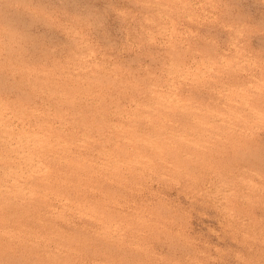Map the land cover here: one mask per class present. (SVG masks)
Returning <instances> with one entry per match:
<instances>
[{
  "label": "rangeland",
  "instance_id": "rangeland-1",
  "mask_svg": "<svg viewBox=\"0 0 264 264\" xmlns=\"http://www.w3.org/2000/svg\"><path fill=\"white\" fill-rule=\"evenodd\" d=\"M2 167L0 264H264V0H0Z\"/></svg>",
  "mask_w": 264,
  "mask_h": 264
},
{
  "label": "bare ground",
  "instance_id": "bare-ground-1",
  "mask_svg": "<svg viewBox=\"0 0 264 264\" xmlns=\"http://www.w3.org/2000/svg\"><path fill=\"white\" fill-rule=\"evenodd\" d=\"M158 86H159V85H158ZM151 93H152V92H151ZM173 94H174V93H173ZM71 95H72V94H71ZM162 97H163V96H162ZM168 98H169V97H168ZM155 100H156V98H155ZM155 103H156V102H155ZM162 103H164V102H162ZM148 104H149V103H148ZM154 105H155V104H154ZM150 106H151V105H150ZM3 109H4V108H3ZM164 109H165V108H164ZM56 110H59V109H56ZM56 110L54 109L55 112H57ZM149 110H150V109H149ZM152 111H153V110H152ZM52 112H53V111H52ZM158 112H159V111H158ZM5 114H6V113H5ZM170 114H171V113H170ZM51 115H52V114H51ZM158 115H159V114H158ZM163 115H164V114H163ZM161 116H162V115H161ZM15 120H16V119H15ZM147 120H148V119H147ZM63 121H64V119H63ZM166 121H167V120H166ZM149 122H150V121H149ZM13 126H14V125H13ZM40 127H41V126H40ZM55 128H56V126H55ZM38 129H39V128H38ZM57 129H58V128H57ZM59 129H60V128H59ZM6 130H7V129H6ZM7 131H8V130H7ZM10 131H11V130H10ZM155 131H157V130L155 129ZM160 131H161V130H160ZM35 132H36V131H35ZM38 132H40V131H38ZM42 132H43V131H42ZM10 133H11V132H10ZM25 133H26V132H25ZM25 133H22V134H25ZM36 133H37V132H36ZM84 133L86 134V132H84ZM26 134H27V133H26ZM82 134H83V133H82ZM82 134H81V135H82ZM11 135H12V134H11ZM11 135H10V136H11ZM19 135H21V134H19ZM31 135H32V134H31ZM31 135H30V136H31ZM17 136H18V135H17ZM21 136H22V135H21ZM27 136H28V135H27ZM30 136H29V137H30ZM175 136H176V135H175ZM175 136H174V137H175ZM15 137H16V135H15ZM24 137H25V135H24ZM29 137H28V138H29ZM18 138H20V137H18ZM25 138H26V137H25ZM14 139H15V138H14ZM14 139H13V140H14ZM16 139H17V138H16ZM22 139H23V138H22ZM45 139H46V138H44V140H45ZM72 139H73V138H72ZM9 140H10V139H9ZM9 140H8V142H9ZM11 140H12V139H11ZM23 140H24V139H23ZM82 140H83V139H82ZM82 140H81V141H82ZM165 140H166V139H165ZM174 140H175V139H173V141H174ZM14 141H15V140H14ZM30 141H31V140H30ZM45 141H46V140H45ZM73 141H74V140H73ZM78 141H79V140H78ZM140 141H141V140H140ZM166 141H167V140H166ZM8 142H7V143H8ZM16 142H17V141H16ZM51 142H52V141H51ZM59 142H60V141H59ZM14 143H15V142H14ZM10 144H11V143H10ZM16 144H17V143H16ZM19 144H20V143H19ZM13 145H14V144H13ZM23 145H25V144H23ZM15 146H16V145H14L13 148H14ZM17 146H18V145H17ZM52 146H53V145H52ZM149 146H150V145H149ZM9 147H11V145H10ZM59 147H60V146H59ZM63 147H64V146H63ZM66 147H68V146H66ZM19 148H20V147H19ZM19 148H18V149H19ZM29 148H30V147H29ZM54 148H55V147H54ZM59 149H60V148H59ZM66 149H68V148H65L64 150H66ZM12 150H13V149H12ZM14 150H15V149H14ZM23 150H24V149H23ZM10 151H11V149H10ZM18 151H19V150H18ZM20 151H21V150H20ZM25 151H26V150H25ZM68 151L71 152V151H72L71 148H70V150H68ZM15 152H17V150H16ZM34 152H35V151H34ZM45 152H46V151H45ZM48 152H49V151H48ZM11 153H12V152H11ZM63 154H64V153H63ZM65 154H66V153H65ZM10 155H12V154H10ZM22 155H23V153H22ZM42 155H43V154H42ZM50 155H51V154H50ZM67 155H68V154H67ZM15 156H16V154H15ZM53 156H55V154H54ZM4 157H5V156H4ZM42 157H43V156H42ZM50 157H52V156H50ZM50 157H48V158H50ZM55 157H56V156H55ZM62 157H64V156H62ZM8 158H9V157H8ZM16 158H17V157H16ZM9 159H10V158H9ZM21 159H22V158H21ZM53 159H54V158H53ZM53 159H51V162H52ZM24 160H25V159H24ZM48 160H50V159H48ZM56 160H57V159H56ZM56 160H53V161H56ZM35 161H36V160H35ZM40 161H41V160H40ZM43 161H44V160H43ZM49 162H50V161H49ZM57 162H58V161H57ZM2 163L6 164L5 162H2ZM21 163H22V162H21ZM54 163H55V162H54ZM11 164H12V163H11ZM33 164H34V163H33ZM35 164H36V163H35ZM51 164H52V163H51ZM2 165H3V164H2ZM13 165H14V164H13ZM40 165H41V164H40ZM3 166H4V165H3ZM5 166H6V165H5ZM5 166H4V167H5ZM9 166H10V165H9ZM15 166H16V164H15ZM17 166H18V165H17ZM17 166H16V168H17ZM19 166H20V165H19ZM22 166H23V164H22ZM25 166H26V165H25ZM32 166H33V165H32ZM37 166H38V165H37ZM46 166H48V165H46ZM46 166H44V167H46ZM49 166H50V164H49ZM6 167H7V166H6ZM6 167H5V168H6ZM12 167H14V166H12ZM40 167H41V166H40ZM16 168H13V169L16 170ZM35 168H36V166H35ZM0 169H3V167L0 168ZM6 169L8 170V167H7ZM11 169H12V168H11ZM17 169H18V168H17ZM29 169H30V168H29ZM15 170H14V171H15ZM30 170H31V169H30ZM38 170H40V169H38ZM5 171H6V170H5ZM17 171H18V170H17ZM26 171H27V170H26ZM41 171H42V170H41ZM19 172H20V171H19ZM31 172L33 173L34 171L31 170ZM43 172H44V171H43ZM0 173H1V172H0ZM10 173H11V171H10ZM14 173H15V172H13V174H14ZM32 173H31V175H32ZM1 174H3V173H1ZM15 174H16V173H15ZM3 175H4V174H3ZM11 175H12V174H11ZM16 175H17V174H16ZM33 175H34V174H33ZM35 175H36V174H35ZM35 175H34V176H35ZM48 175H50V174L48 173ZM4 176L7 178L6 175H4ZM13 176H14V175H13ZM29 176H30V175H29ZM37 176H38V175H37ZM39 176L41 177V175H39ZM39 176H38V177H39ZM8 177H10V176H8ZM14 177H16V176H14ZM30 177H31V176H30ZM40 177H39V178H40ZM42 177H43V176H42ZM0 178H2V179H0V180H1L0 182L2 183L3 176L0 177ZM6 178H5V179H6ZM18 178H19V177H18ZM18 178H17V179H18ZM28 178H29V177H28ZM7 179H8V178H7ZM7 179H6V180H3V181H8ZM29 179H30V178H29ZM35 179H37V178H35ZM44 179H45V177H44ZM9 180H11V179H9ZM20 180H21V179H20ZM37 180H38V179H37ZM24 181H25V180H24ZM24 181H23V182H24ZM10 182H11V181H10ZM4 183H5V182H4ZM12 184H13V183H10L11 187H12ZM15 184H16V182H15ZM30 184H31L32 186L35 185V183H34V185H33L32 183H30ZM8 185H9V184H8ZM31 185H29V186H30L29 189L31 188ZM41 185H42V184H41ZM41 185H40V186H41ZM8 187H10V186H8ZM18 187H19V186H18ZM20 187H21V186H20ZM23 187H24V185H23ZM38 187H39V186H38ZM32 188H34V187H32ZM2 189H3V188H2ZM6 189H7V188H6ZM9 189H11V188H9ZM9 189H7V190H9ZM18 189H19V188H18ZM18 189H16V190H18ZM24 189H25V187H24ZM41 189H42V188H41ZM3 190H4V189H3ZM14 190H15V189H14ZM21 190H22V188H21ZM35 190H36V188H35ZM37 190H38V189H37ZM37 190H36V191H37ZM42 190H44V189H42ZM4 191H5V190H4ZM19 191H20V190H19ZM19 191H18V192H19ZM14 192H16V191H14ZM22 192H23V191H22ZM25 193H26V192H25ZM1 195H2V194H1ZM63 197H64V196H63ZM4 198H5V197H4ZM64 198H65V197H64ZM64 198H63V199H64ZM65 199H66V198H65ZM65 199H64V200H65ZM70 199H72V198H70ZM6 200H7V197H6ZM2 201H4L3 198H2ZM69 201H70V200H69ZM9 202H11V201H9ZM1 206H2V205H1ZM90 216H91V215H90ZM15 234H16V233H15Z\"/></svg>",
  "mask_w": 264,
  "mask_h": 264
}]
</instances>
